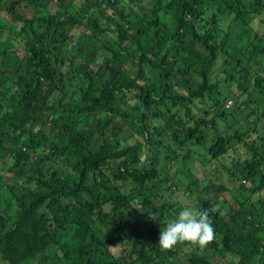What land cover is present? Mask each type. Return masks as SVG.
Instances as JSON below:
<instances>
[{
    "label": "trees",
    "instance_id": "trees-1",
    "mask_svg": "<svg viewBox=\"0 0 264 264\" xmlns=\"http://www.w3.org/2000/svg\"><path fill=\"white\" fill-rule=\"evenodd\" d=\"M50 2L0 0V264H264V0ZM225 157L248 186L194 181ZM173 188L204 254L158 246Z\"/></svg>",
    "mask_w": 264,
    "mask_h": 264
},
{
    "label": "clouds",
    "instance_id": "clouds-1",
    "mask_svg": "<svg viewBox=\"0 0 264 264\" xmlns=\"http://www.w3.org/2000/svg\"><path fill=\"white\" fill-rule=\"evenodd\" d=\"M214 208H203L194 203H184L175 219L167 221L160 231L158 246L170 251L179 244L203 249L215 241L216 231L211 213ZM149 218L159 221V212L149 210Z\"/></svg>",
    "mask_w": 264,
    "mask_h": 264
},
{
    "label": "rangeland",
    "instance_id": "rangeland-1",
    "mask_svg": "<svg viewBox=\"0 0 264 264\" xmlns=\"http://www.w3.org/2000/svg\"><path fill=\"white\" fill-rule=\"evenodd\" d=\"M50 4L48 6V12L49 13H52L54 14L55 16L61 18L62 17V11L59 10L58 8V5H57V0H50ZM78 0H75V3H78L77 2ZM110 11V10H108ZM79 33L76 34V36L78 35ZM17 42H15L14 44H16ZM17 51L19 53H22V47L19 46L17 48ZM221 65V64H220ZM263 97V96H262ZM226 102V101H225ZM234 104L231 105V107L229 108H232ZM219 127H222V125L219 123ZM125 132H121L120 133V137H123L125 136ZM130 142H132L133 140L132 139H129ZM241 153H242V157H243V150H241ZM194 156H196L195 153H193ZM232 159L230 157H225L222 161H223V165L222 164H218V166H211L209 165L208 163H206V165H202L200 164L199 161H196L195 160V164L201 168L200 171H197L196 172V175H193L194 177V181H199V180H202L203 181V178L205 177V173L206 172H210L209 175L212 177L213 181L215 182L216 185H222L224 188L225 186H228L229 188H231L230 190L232 191V193H237L239 191V185L242 184L243 186H248L250 184V182H248L249 180H247L246 178L244 177H240L238 176L236 178V180L234 181V183H231L228 175H227V166H231L232 164L230 163ZM234 165L233 166H236L238 168H240L237 160H234ZM213 170H216L213 171ZM178 176L181 178L182 182H180L177 178V176L174 174V180L179 184V186L181 187H184L186 186V182H187V179L181 175L179 172H178ZM187 177V176H186ZM254 179V177H253ZM241 182V183H240ZM196 187V185L193 183V188ZM173 192H171V196L175 199H178L179 201H181L182 203H192L193 201H195V196H196V192H194L193 194L190 193V192H187V191H184L182 188L181 189H178V188H173ZM214 196H218V194L216 192H211ZM223 193V191H222ZM260 195V193H259ZM251 195H248L247 198H249ZM223 198V194H220L219 195V200ZM224 198H227L228 200H230V197H229V193L227 192V194L224 196ZM257 200V195L256 193H254L252 196H251V201H255L256 202ZM218 205H219V202H218ZM185 250V249H184ZM182 249V251L180 252L179 254V258H180V262L182 264H186L187 263V254H184ZM118 251L117 248H114V252L116 253ZM197 251L199 252V254H204V249H199L197 248ZM186 253V251H184ZM212 256V254H210ZM229 263H234L236 261L237 258H226ZM238 260V259H237Z\"/></svg>",
    "mask_w": 264,
    "mask_h": 264
},
{
    "label": "built area",
    "instance_id": "built-area-1",
    "mask_svg": "<svg viewBox=\"0 0 264 264\" xmlns=\"http://www.w3.org/2000/svg\"><path fill=\"white\" fill-rule=\"evenodd\" d=\"M232 104H233L232 100L229 99V100H227V101L224 103V106H225V107H228V106H230V105H232Z\"/></svg>",
    "mask_w": 264,
    "mask_h": 264
}]
</instances>
